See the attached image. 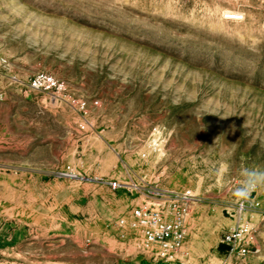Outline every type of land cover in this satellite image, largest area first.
Returning <instances> with one entry per match:
<instances>
[{
  "label": "rangeland",
  "instance_id": "374dc122",
  "mask_svg": "<svg viewBox=\"0 0 264 264\" xmlns=\"http://www.w3.org/2000/svg\"><path fill=\"white\" fill-rule=\"evenodd\" d=\"M244 169L264 170V0H0V264H244L221 249L242 222L264 244ZM156 187L200 199L181 259L119 224Z\"/></svg>",
  "mask_w": 264,
  "mask_h": 264
},
{
  "label": "built area",
  "instance_id": "2783aa9c",
  "mask_svg": "<svg viewBox=\"0 0 264 264\" xmlns=\"http://www.w3.org/2000/svg\"><path fill=\"white\" fill-rule=\"evenodd\" d=\"M232 19L243 17L238 12L228 13ZM32 86L36 89L60 91L64 85L47 73L37 75ZM116 188L117 182L112 183ZM145 200L131 211L130 218L119 220L121 227L131 228L139 244L155 255L176 260L187 253L183 250L187 227L200 199L190 190L176 191L146 188ZM247 209L242 204L241 210ZM125 234L123 233V236ZM229 255L245 257L252 252L255 234L249 223L242 222L228 230L221 239Z\"/></svg>",
  "mask_w": 264,
  "mask_h": 264
},
{
  "label": "clouds",
  "instance_id": "9594fccd",
  "mask_svg": "<svg viewBox=\"0 0 264 264\" xmlns=\"http://www.w3.org/2000/svg\"><path fill=\"white\" fill-rule=\"evenodd\" d=\"M159 151L163 152V149ZM242 175L244 179L241 181L240 188L237 189L239 197L244 198L258 187L264 186V170L244 169Z\"/></svg>",
  "mask_w": 264,
  "mask_h": 264
},
{
  "label": "crops",
  "instance_id": "0c3cea01",
  "mask_svg": "<svg viewBox=\"0 0 264 264\" xmlns=\"http://www.w3.org/2000/svg\"><path fill=\"white\" fill-rule=\"evenodd\" d=\"M226 255H227V251H226ZM243 261L244 264H249L250 262H256L257 264H264V244L259 245L255 239V244L252 247V252L246 257H244Z\"/></svg>",
  "mask_w": 264,
  "mask_h": 264
},
{
  "label": "trees",
  "instance_id": "16d2710c",
  "mask_svg": "<svg viewBox=\"0 0 264 264\" xmlns=\"http://www.w3.org/2000/svg\"><path fill=\"white\" fill-rule=\"evenodd\" d=\"M221 249H222V250L225 249V245H221Z\"/></svg>",
  "mask_w": 264,
  "mask_h": 264
}]
</instances>
